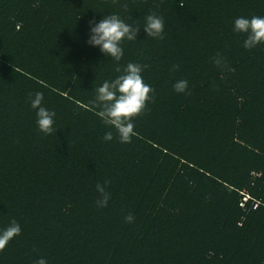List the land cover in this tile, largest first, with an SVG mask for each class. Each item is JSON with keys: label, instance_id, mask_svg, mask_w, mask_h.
Instances as JSON below:
<instances>
[{"label": "trees", "instance_id": "1", "mask_svg": "<svg viewBox=\"0 0 264 264\" xmlns=\"http://www.w3.org/2000/svg\"><path fill=\"white\" fill-rule=\"evenodd\" d=\"M153 13L163 39L142 29ZM111 14L141 28L119 63L86 44ZM241 16L264 0H0V229L21 226L0 264H264V44L242 46ZM130 62L152 99L131 143L105 142L96 89Z\"/></svg>", "mask_w": 264, "mask_h": 264}, {"label": "clouds", "instance_id": "2", "mask_svg": "<svg viewBox=\"0 0 264 264\" xmlns=\"http://www.w3.org/2000/svg\"><path fill=\"white\" fill-rule=\"evenodd\" d=\"M164 27L163 17L153 13L145 17L142 29L146 37L163 39ZM140 29L126 23L117 14L105 15L99 21H88L86 44L98 49L105 58L119 63L124 56L123 43L137 40ZM233 31L245 37L242 46L251 50L264 44V17H237L233 22ZM216 63L219 65L221 61L217 59ZM144 67L130 62L122 72L117 68V72L121 74L114 80H106L96 89L95 104L98 109L96 115L111 129L103 136L105 142L113 140V130L122 144L131 143L132 137L136 135L133 120L145 111L147 103L152 99L150 93L154 91L143 80ZM187 86V80H182L174 85V90L177 93H184ZM43 101L42 92H37L34 96L30 94V106L35 112L37 130L44 135H56V113L45 107ZM107 183L106 181L104 184L96 185L100 197L96 203L100 208L106 207L110 199V193L106 191ZM125 220L132 222L133 217L128 215ZM20 233V224L14 219L9 221L0 229V250ZM36 264H48V261L46 258H40Z\"/></svg>", "mask_w": 264, "mask_h": 264}, {"label": "built area", "instance_id": "3", "mask_svg": "<svg viewBox=\"0 0 264 264\" xmlns=\"http://www.w3.org/2000/svg\"><path fill=\"white\" fill-rule=\"evenodd\" d=\"M243 200H244V201H243V203H244V202H246V201H247V198H244ZM243 203H242V204H240V206H241V207H243Z\"/></svg>", "mask_w": 264, "mask_h": 264}, {"label": "rangeland", "instance_id": "4", "mask_svg": "<svg viewBox=\"0 0 264 264\" xmlns=\"http://www.w3.org/2000/svg\"><path fill=\"white\" fill-rule=\"evenodd\" d=\"M244 201V200H243Z\"/></svg>", "mask_w": 264, "mask_h": 264}]
</instances>
